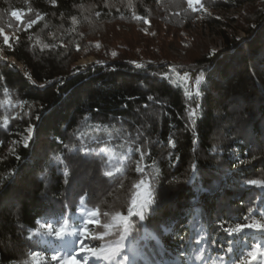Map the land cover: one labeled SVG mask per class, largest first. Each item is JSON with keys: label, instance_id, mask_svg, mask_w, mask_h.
I'll return each instance as SVG.
<instances>
[{"label": "trees", "instance_id": "trees-1", "mask_svg": "<svg viewBox=\"0 0 264 264\" xmlns=\"http://www.w3.org/2000/svg\"><path fill=\"white\" fill-rule=\"evenodd\" d=\"M246 2L257 4L233 28L245 36L222 30L225 50L200 52L189 32L199 14L220 21L205 9ZM3 28L18 33L12 47L1 46L30 77L0 61V264H45L33 255L49 235L42 226L74 225L81 208L97 212L96 241L111 242L104 233L116 229L105 225L116 210L126 214L141 180L157 197L168 192L145 220L131 218L134 242L143 245L145 230L161 237L167 251L158 261L177 255L179 235L187 262L257 263L248 255L254 237L224 228L264 222V188L247 184L264 181V0H0ZM173 50L212 64L198 92L169 74ZM88 56L110 63L83 68ZM111 152L119 172L105 163ZM137 250L136 264H146Z\"/></svg>", "mask_w": 264, "mask_h": 264}, {"label": "rangeland", "instance_id": "rangeland-1", "mask_svg": "<svg viewBox=\"0 0 264 264\" xmlns=\"http://www.w3.org/2000/svg\"><path fill=\"white\" fill-rule=\"evenodd\" d=\"M256 4L257 2H246L242 6L227 10L205 9L206 12H208L209 14H213V16H215V18L220 21H210L211 19L208 17V15H206L205 12L200 13L196 21L192 23L189 28L191 40L195 42L200 52H205L207 54V57H215L219 52L225 50V41L222 38L221 31L226 30L230 37H234L235 32L233 31V28L237 27L238 23H241V19L245 15V13L250 11ZM221 21L225 23H220ZM228 23L230 24V28H228L227 26ZM235 34L236 36H238V38L245 36V32L240 29L237 30V33ZM2 35L3 38L7 36L8 42L5 43L4 39V42L0 43V61L2 63L9 61L16 63V59L14 57H8L1 45H11L12 47L13 43L19 37L18 33L16 32V30L3 28ZM109 63L110 62L99 60L96 56L84 57L78 62V64L83 68L95 67L97 65H106ZM132 64L135 65L134 63ZM165 64L170 69L169 74H171L178 82L182 83L185 89L191 93L198 92L200 83L204 80L205 76V74L202 73V70L206 66L212 65L211 63H208L206 65H197L188 57L187 54L179 52L177 50L172 51L171 60L165 62ZM26 71L28 70L26 69ZM185 73H187V78H185ZM26 74H30V71ZM29 129H31V132H29ZM34 131V126L31 124L27 129V133L22 135V142L28 144L30 140L28 139V137L30 136L32 138L34 135ZM5 152L6 150L3 152V154ZM145 185L147 186V184ZM146 191H148V187H142L139 190V192ZM94 211L96 212V210L81 208L74 225L70 224L69 222L66 226L63 223L60 225L51 224L52 231L63 227L64 235L62 237H56L55 235L51 234L41 236L40 242L41 244H43L44 248L38 252L40 255L37 256V258L43 260L45 264H62L63 260L67 259L68 257L74 256L76 260L81 262V264H85V257L88 254L80 253L79 255H76V253L80 246L79 241L82 237L84 226H87L89 228V235H95V225L87 224V221L93 218L91 214ZM95 219L99 220L97 212ZM239 233H242L244 235L249 234L250 236H253V240L256 242V247H259L261 251H264V232H257L253 229H245L244 231ZM258 233L261 234L260 238L255 237V234L257 235ZM109 243L110 242L103 243L96 240L91 241V244L95 246H99L101 244L107 245ZM125 243L126 247L122 251V255L128 254L133 250H135V252L137 251L136 242H134L130 237ZM53 254H59L61 259L58 261H53L51 259V256ZM172 256V260L170 262H166L165 264H172V262L177 258V255ZM136 258H139V255L137 253L135 259ZM180 259L184 261V264H200V262H187L186 257H180ZM255 260H257L256 264H264V257L257 256ZM229 263L230 261L227 258H222L219 261L214 262V264ZM87 264H109V262L105 260L97 261L95 258L89 256Z\"/></svg>", "mask_w": 264, "mask_h": 264}, {"label": "snow or ice", "instance_id": "snow-or-ice-1", "mask_svg": "<svg viewBox=\"0 0 264 264\" xmlns=\"http://www.w3.org/2000/svg\"><path fill=\"white\" fill-rule=\"evenodd\" d=\"M192 0H189V3L191 4ZM23 11L17 10L12 12V16H14L18 21H22L23 19ZM39 17L36 19H29L26 22V27H31L32 25L36 24ZM75 19V18H73ZM2 31V30H0ZM5 43L8 42L7 36L4 37ZM11 47V45H9ZM115 55V53H113ZM185 78H187V73H185ZM198 83V81H197ZM199 107V105H197ZM196 115L195 110H193L190 113V116L194 117ZM39 119V116L37 117ZM29 132H31V129H29ZM28 139H31L29 136ZM27 146V144L25 145ZM107 149H101V155H103L105 152H107ZM114 157H116L115 152H111L106 156L105 163L107 165H111L116 172H119L120 169L116 167L120 163V160L117 158L114 160ZM241 164L244 163V161H240ZM191 168L193 172L195 173L197 170V164L192 163ZM138 171L142 172L143 169H138ZM107 177H112L114 175L113 171H108L104 173ZM67 183V181H65ZM247 184L249 185H256L259 187L264 188V181L250 179L247 181ZM137 189L140 188H147L144 184V181L141 180L137 185H135ZM168 192L166 189L161 188L159 191V196L157 197L156 193L148 190L146 192H137L133 198L131 199V202L126 207V214L124 211L116 210L115 214L112 217V223L105 225L106 228H115V232L112 233H104V235H111L113 239L111 242L107 245L101 244L99 246H95L91 244V241L99 239V237L95 235H89V228L87 226L83 227V233L82 237L79 241V248L76 253V255H79L80 253H87L88 255L85 257V264H87V260L90 257L95 258L97 261L99 260H105L108 261L109 264H136V252L135 250L130 251L128 254L122 255V251L126 247V241L129 239V237L132 235L133 231L136 229V222L132 221V217L138 216L140 221L145 220L146 213H151L154 210H158L160 207L163 206L164 201L167 199ZM248 211H251V209H248ZM92 219H89L87 221V224L89 225H99L100 221L95 219L96 212L94 211L92 214ZM68 221L65 219L63 221V224L66 226ZM223 227V222L220 225ZM42 227H46L49 230V234L55 235L56 237H62L64 235V228L60 227L59 229L52 231V225L46 224ZM245 229H253L257 232H264V222H261L260 220H253L251 222H245V223H236L235 226L224 228V231H226L229 235H233L235 233H239L244 231ZM39 231V230H38ZM142 239L144 240L143 245H140L139 241H136V247H139L141 252L143 253L146 264H163L162 261H158L156 259L157 256H162L166 253L167 249L164 247V244L161 240L160 236H157L154 233H147ZM168 233V229H165V234ZM176 238L180 241L179 247L176 249L177 252V258L172 262V264H184V261L180 259V257H183L187 253V249H185V237L177 235ZM189 246H191V241L188 242ZM196 243H199L197 241ZM202 251V250H201ZM228 252H232V247H228ZM34 256H39V253H33ZM249 257L252 259H255L257 256L264 257V251H261L259 247H256L255 250L248 253ZM131 257V259H130ZM200 255L198 254L196 256V259H200ZM51 259L53 261L60 260L59 254H53L51 256ZM62 264H81L80 261L76 260L74 256L68 257L67 259L62 261Z\"/></svg>", "mask_w": 264, "mask_h": 264}, {"label": "built area", "instance_id": "built-area-1", "mask_svg": "<svg viewBox=\"0 0 264 264\" xmlns=\"http://www.w3.org/2000/svg\"><path fill=\"white\" fill-rule=\"evenodd\" d=\"M14 63H15V62H14ZM17 63H18V62H16V64H17ZM17 65H18L19 69L22 70V72H23L25 75H27L26 73L29 72V70L26 71L27 68H25V66H24L23 64H21V63H18ZM27 76L30 77V74H28ZM31 80H32V82H33L34 84H36V85H38V86H40V85L43 84V83H38V82H36L34 79H31Z\"/></svg>", "mask_w": 264, "mask_h": 264}]
</instances>
